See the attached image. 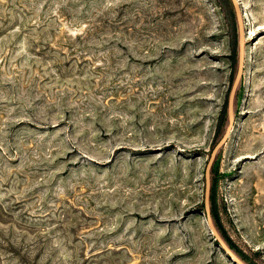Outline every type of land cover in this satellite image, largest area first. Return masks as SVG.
<instances>
[{"label":"rangeland","instance_id":"374dc122","mask_svg":"<svg viewBox=\"0 0 264 264\" xmlns=\"http://www.w3.org/2000/svg\"><path fill=\"white\" fill-rule=\"evenodd\" d=\"M209 214L264 264V0ZM237 69L230 0H0V264H234L203 205Z\"/></svg>","mask_w":264,"mask_h":264},{"label":"water","instance_id":"95a60500","mask_svg":"<svg viewBox=\"0 0 264 264\" xmlns=\"http://www.w3.org/2000/svg\"><path fill=\"white\" fill-rule=\"evenodd\" d=\"M231 4L233 6L235 19H236V25H237V69L235 73V77L232 83V87L229 93L228 102H227V118L228 123L227 127L225 129L224 134L216 144V146L213 148L211 152V156L208 160L206 169H205V191H204V198H203V205L205 208V216L207 220L208 228L213 236L214 241L217 243V245L220 247L222 252L231 260L234 264H243L227 247V245L223 242L221 237L219 236L217 230L215 229L212 219L209 214V170L211 168L213 159L217 153V151L225 144L229 133L232 128L233 124V101L235 92L237 89V86L240 82L242 73H243V67H244V48H243V40H244V33H243V23H242V16H241V9L237 3V0H230Z\"/></svg>","mask_w":264,"mask_h":264}]
</instances>
